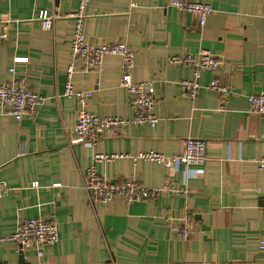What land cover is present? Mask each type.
<instances>
[{
    "label": "crops",
    "instance_id": "obj_1",
    "mask_svg": "<svg viewBox=\"0 0 264 264\" xmlns=\"http://www.w3.org/2000/svg\"><path fill=\"white\" fill-rule=\"evenodd\" d=\"M194 1L214 9L204 25L169 0H138L135 7L130 0H90L87 39L129 43L133 79L156 78L159 120L155 126L129 123L119 135L88 145L74 141L77 102L64 95L75 22L66 15L78 0H0V83L23 79L44 98L22 119L0 108V177L12 187L0 197V235L33 217L55 221L60 234L56 243L26 250L24 261L15 242L2 241L0 264H264V169L258 166L264 118L250 110L247 98L264 91V0ZM43 10L57 14L51 29L38 18ZM202 48L223 62L200 72L201 88L192 97L181 80L193 78V68L167 58ZM103 65L102 71L78 67L74 89L91 91L88 109L96 115L131 118V95L119 84L121 58L107 54ZM214 79L234 93L223 100L206 89ZM187 137L207 143L208 160L198 175L187 176L181 162L165 167L127 156L95 164L110 180L135 178L151 188L186 181L189 201L162 192L131 203L116 197L90 204L83 178L95 153L176 155ZM186 211L192 219L184 238L165 217L181 222Z\"/></svg>",
    "mask_w": 264,
    "mask_h": 264
},
{
    "label": "built area",
    "instance_id": "obj_2",
    "mask_svg": "<svg viewBox=\"0 0 264 264\" xmlns=\"http://www.w3.org/2000/svg\"><path fill=\"white\" fill-rule=\"evenodd\" d=\"M90 0H78L76 11L66 15L74 18V32L72 38L71 62L68 66L67 82L64 95L73 97L77 102L78 119L74 131V141L84 142L88 145L97 144L100 137L111 134L119 135L129 123H147L155 126L159 117L156 113V78L144 80H134L131 69L135 62L134 49L123 39L94 44L88 40L84 33V21L88 15V5ZM169 3L178 7L181 11L195 13L199 16L201 25L206 23L208 15L214 10L209 3L194 0H169ZM138 5V0H130V6ZM57 14L48 10L39 13L38 18L42 20L43 26L51 29ZM107 54H116L121 58L119 84L125 87L131 95V105L133 116L124 118L120 116L108 115L99 116L88 109V97L90 90H75L72 84V77L78 67L83 70H98L104 68V57ZM27 57L16 56L15 61H26ZM167 60L170 63H179L191 66L194 70V77L181 80L182 88L185 92L196 97L201 88L199 83L200 72L205 68L215 69L223 62L222 57L213 51L202 48L197 54L171 55ZM12 72L15 68L11 67ZM208 90H214L225 100L232 93L233 87L221 83L214 79L205 86ZM250 102V110L260 114L264 118V91L252 92L247 95ZM43 96L33 91L23 79L13 77L11 80L0 83V108L7 113L14 115L17 119L24 116L33 115L38 106L43 101ZM132 157L134 159H145L156 161L165 167H172L176 162L183 163L186 175H198V166L203 165L208 160L207 143L204 139L187 137L184 142L182 153L167 155L155 150L140 151L136 154L129 153H95L93 163L84 172L83 187L88 195L91 205L98 202L108 203L119 197L131 203L133 201L151 199L157 197L162 192L179 193L185 195L189 201L190 189L186 181L167 180L161 187L151 188L135 178L122 180H110L100 174L96 168V162L110 160L115 157ZM258 166L264 169V156L258 160ZM33 186H38V181H32ZM12 189L10 184L0 177V197L5 196ZM189 208V202L186 210ZM172 230L178 232L182 237L187 238L191 232L192 215L186 211L183 221L177 222L175 218L165 217ZM60 239L59 228L55 221L45 220L38 217L21 220L13 232L0 235V242L11 240L16 243L17 249L21 252L31 247L41 249L44 245L53 244ZM42 254V251H39Z\"/></svg>",
    "mask_w": 264,
    "mask_h": 264
},
{
    "label": "water",
    "instance_id": "obj_3",
    "mask_svg": "<svg viewBox=\"0 0 264 264\" xmlns=\"http://www.w3.org/2000/svg\"><path fill=\"white\" fill-rule=\"evenodd\" d=\"M24 257H25V253L24 252H20V260L24 261Z\"/></svg>",
    "mask_w": 264,
    "mask_h": 264
}]
</instances>
